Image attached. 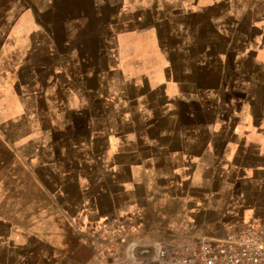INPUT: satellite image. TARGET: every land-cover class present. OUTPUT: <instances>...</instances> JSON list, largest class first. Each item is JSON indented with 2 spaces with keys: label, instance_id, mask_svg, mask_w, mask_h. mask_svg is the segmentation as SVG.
<instances>
[{
  "label": "crops",
  "instance_id": "1",
  "mask_svg": "<svg viewBox=\"0 0 264 264\" xmlns=\"http://www.w3.org/2000/svg\"><path fill=\"white\" fill-rule=\"evenodd\" d=\"M131 2L184 46L0 63V264H125L264 219V0Z\"/></svg>",
  "mask_w": 264,
  "mask_h": 264
},
{
  "label": "rangeland",
  "instance_id": "2",
  "mask_svg": "<svg viewBox=\"0 0 264 264\" xmlns=\"http://www.w3.org/2000/svg\"><path fill=\"white\" fill-rule=\"evenodd\" d=\"M123 1L141 5L151 0H0V63L50 65L58 62L70 47L73 63L97 65L111 47L141 46L154 50L159 47L156 33L163 39V46H184L185 41L165 38L173 29L169 24L157 21L131 24L121 19L117 5ZM3 156L8 153H0ZM183 229L192 235H204L192 227H183L179 233L186 241L189 237ZM121 249L114 248L113 254ZM127 253L129 257L130 249Z\"/></svg>",
  "mask_w": 264,
  "mask_h": 264
},
{
  "label": "built area",
  "instance_id": "3",
  "mask_svg": "<svg viewBox=\"0 0 264 264\" xmlns=\"http://www.w3.org/2000/svg\"><path fill=\"white\" fill-rule=\"evenodd\" d=\"M186 242L154 243L153 254L134 255L125 264H264V219H251L242 227L217 237L192 235Z\"/></svg>",
  "mask_w": 264,
  "mask_h": 264
},
{
  "label": "water",
  "instance_id": "4",
  "mask_svg": "<svg viewBox=\"0 0 264 264\" xmlns=\"http://www.w3.org/2000/svg\"><path fill=\"white\" fill-rule=\"evenodd\" d=\"M153 248L151 246H139L133 251L134 255L138 257L151 256L153 254Z\"/></svg>",
  "mask_w": 264,
  "mask_h": 264
}]
</instances>
